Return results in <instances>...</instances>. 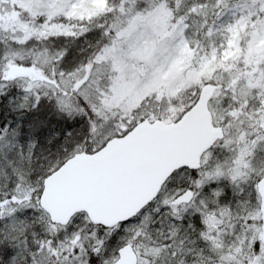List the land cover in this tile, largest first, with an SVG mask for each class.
I'll return each instance as SVG.
<instances>
[{
  "label": "snow or ice",
  "instance_id": "6c2138e0",
  "mask_svg": "<svg viewBox=\"0 0 264 264\" xmlns=\"http://www.w3.org/2000/svg\"><path fill=\"white\" fill-rule=\"evenodd\" d=\"M0 264H264V0H0Z\"/></svg>",
  "mask_w": 264,
  "mask_h": 264
}]
</instances>
